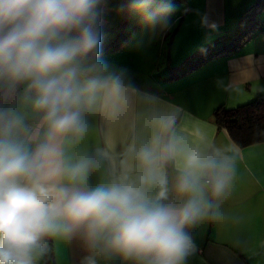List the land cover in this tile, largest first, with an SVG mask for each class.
Instances as JSON below:
<instances>
[{
    "label": "clouds",
    "instance_id": "clouds-1",
    "mask_svg": "<svg viewBox=\"0 0 264 264\" xmlns=\"http://www.w3.org/2000/svg\"><path fill=\"white\" fill-rule=\"evenodd\" d=\"M113 12L164 28L176 8L0 0V264H47L50 242L72 241L78 264H188L191 230L227 217L240 145L230 136L218 144L182 105L103 58ZM96 118L108 143L89 150ZM123 125L117 163L110 131Z\"/></svg>",
    "mask_w": 264,
    "mask_h": 264
},
{
    "label": "crops",
    "instance_id": "crops-1",
    "mask_svg": "<svg viewBox=\"0 0 264 264\" xmlns=\"http://www.w3.org/2000/svg\"><path fill=\"white\" fill-rule=\"evenodd\" d=\"M259 1L172 0L176 12L164 28H149L131 16L122 27V14L113 12L104 30L103 58L110 63L111 56H122L120 69L139 89L162 102L182 105L209 138L226 143L229 135L216 126L214 112L249 103L264 93V9L246 13ZM254 24L253 38L234 55L217 57L178 75L199 48L217 39L226 44ZM164 56L171 67L162 80L139 76L132 69V65L157 64ZM93 125L85 146L89 150L106 147L108 126L99 118ZM126 133V125L110 131L117 163L127 143ZM241 149L243 159L238 163L234 187L222 205L227 217L205 221L191 230L197 250L188 264H264V143ZM99 178L94 174L92 180ZM50 243L54 264H78L82 250L77 241Z\"/></svg>",
    "mask_w": 264,
    "mask_h": 264
},
{
    "label": "trees",
    "instance_id": "trees-1",
    "mask_svg": "<svg viewBox=\"0 0 264 264\" xmlns=\"http://www.w3.org/2000/svg\"><path fill=\"white\" fill-rule=\"evenodd\" d=\"M258 9H264V0L254 4L246 13ZM128 20L129 16L122 14L120 25L126 26ZM253 26L254 28L238 34L226 44H220L219 39H217L202 46L187 58L189 65L185 70L179 71L178 69V75L191 71L217 57L234 55L253 38L257 24ZM213 117L218 129H224L241 148L264 143V93L258 94L253 101L235 108L220 107L214 112ZM47 264H54L52 252L47 258Z\"/></svg>",
    "mask_w": 264,
    "mask_h": 264
},
{
    "label": "rangeland",
    "instance_id": "rangeland-1",
    "mask_svg": "<svg viewBox=\"0 0 264 264\" xmlns=\"http://www.w3.org/2000/svg\"><path fill=\"white\" fill-rule=\"evenodd\" d=\"M256 16V15H255ZM262 18V15H261ZM257 19V16L255 17ZM256 22V20H255ZM251 29V28H250ZM114 62V63H113ZM123 59L122 56L118 57H110V64L113 65L115 68L120 69L124 64L122 63ZM169 62L166 58V56L163 57V59H160V61L157 64L150 65V64H138V65H132V69L136 71V73L144 77H148V79L152 76L155 77V79H164L167 73L169 72V69L171 66H169ZM129 68V66H127ZM132 71V72H134Z\"/></svg>",
    "mask_w": 264,
    "mask_h": 264
}]
</instances>
